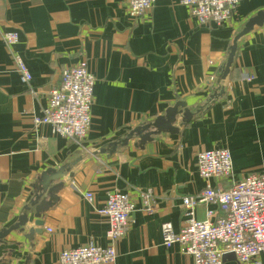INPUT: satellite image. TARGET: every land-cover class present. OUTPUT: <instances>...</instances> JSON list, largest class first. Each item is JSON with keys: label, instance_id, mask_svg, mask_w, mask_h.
Listing matches in <instances>:
<instances>
[{"label": "crops", "instance_id": "obj_1", "mask_svg": "<svg viewBox=\"0 0 264 264\" xmlns=\"http://www.w3.org/2000/svg\"><path fill=\"white\" fill-rule=\"evenodd\" d=\"M181 2L156 0L151 11L134 19L125 0H0V231L16 224L43 173L84 156L71 169L72 178L62 180L44 226H35L31 215L24 234L4 239L1 264H59L61 252L90 241L106 248L109 222L98 211L115 191L129 194L137 206L116 244L115 264H194L178 244L163 245L162 224L176 232L184 228L185 196H199L208 186L228 190L264 175V25L238 41L225 95L188 125L181 127L178 119L179 134L155 136L143 148L136 139L111 156L92 154L165 116L178 102L189 110L204 104L235 37L264 11V0H245L229 23L206 27ZM9 31L19 34L12 51L25 60L30 86L21 82L3 42ZM84 60L96 82L90 130L79 145L33 120L43 115L63 70ZM224 148L232 155V176L205 181L198 154ZM146 190L152 195L150 213L140 194ZM208 211L214 219L222 215L218 206L203 203L195 216L204 221ZM30 230L43 232L27 240ZM259 261L264 264V255Z\"/></svg>", "mask_w": 264, "mask_h": 264}, {"label": "built area", "instance_id": "obj_2", "mask_svg": "<svg viewBox=\"0 0 264 264\" xmlns=\"http://www.w3.org/2000/svg\"><path fill=\"white\" fill-rule=\"evenodd\" d=\"M244 1L182 0L181 3L200 26L223 27ZM155 2L125 0L134 19L151 11ZM2 39L12 52L21 82L30 86L32 75L25 60L12 51L19 43L18 32H4ZM95 82L85 60L63 70L60 85L51 90L48 105L41 117L34 118V125H48L55 135L81 145L91 126ZM197 167L200 177L207 182L230 178L233 171L231 152L228 148L202 151L198 154ZM140 194L145 200V211L152 212L151 190ZM91 197V193L85 195L86 199ZM203 203L218 206L222 215L214 219L215 213L208 211L206 220H198L195 210ZM136 207L129 194L109 193L98 212L108 219L110 245L103 248L90 241L79 248L65 250L59 255V264H115L118 258L116 244L127 234ZM182 207L188 216L184 228L176 232L170 223L161 226L163 245L167 249L178 244L183 254L193 257L194 264H224V256L228 253L235 255L238 264H261L259 257L264 255V175H251L235 182L228 190L208 186L199 196H185Z\"/></svg>", "mask_w": 264, "mask_h": 264}, {"label": "water", "instance_id": "obj_3", "mask_svg": "<svg viewBox=\"0 0 264 264\" xmlns=\"http://www.w3.org/2000/svg\"><path fill=\"white\" fill-rule=\"evenodd\" d=\"M264 25V11H260L256 16L251 18L244 26L241 32L237 34L233 45L231 46L227 59L220 69L218 76L215 79L217 87L212 89V93L209 95L206 102L197 106L194 110H189L185 102H178L174 107L169 108L165 116L157 118L154 122L148 124H142L135 130L131 131L127 136L105 145L97 152L92 153L93 156L115 154L119 149L129 145L133 140H138L136 146L143 148L148 143H152L155 136L161 134H179V128H176L178 119L181 120V127L188 125L195 117L205 113L209 110L218 100L225 95V87L223 82L231 74V70L236 58L238 41L250 33L255 27H261ZM84 159L81 156L78 160H75L59 170H48L42 174L41 179L34 187L32 199L29 204L22 210L16 224L9 228H5L0 231V245L5 244L4 239L13 232H20L24 234L25 228L29 222L30 216L33 215L37 220L35 226L42 228L44 226L43 215L47 213L58 201L56 195L64 188L62 180L69 175L72 178L71 169L79 164ZM42 230H30L29 234L25 235L27 240H32L35 234H42ZM237 261L233 253L225 254L224 262L226 260ZM1 264V261H0Z\"/></svg>", "mask_w": 264, "mask_h": 264}]
</instances>
